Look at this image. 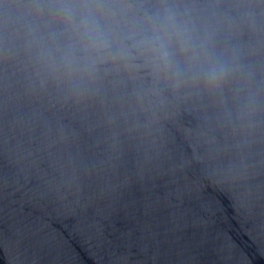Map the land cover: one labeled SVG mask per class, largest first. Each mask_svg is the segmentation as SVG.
<instances>
[{
	"label": "water",
	"instance_id": "obj_1",
	"mask_svg": "<svg viewBox=\"0 0 264 264\" xmlns=\"http://www.w3.org/2000/svg\"><path fill=\"white\" fill-rule=\"evenodd\" d=\"M0 264H264V0H0Z\"/></svg>",
	"mask_w": 264,
	"mask_h": 264
}]
</instances>
